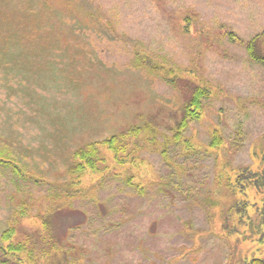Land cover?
<instances>
[{
  "label": "rangeland",
  "instance_id": "obj_1",
  "mask_svg": "<svg viewBox=\"0 0 264 264\" xmlns=\"http://www.w3.org/2000/svg\"><path fill=\"white\" fill-rule=\"evenodd\" d=\"M45 18L50 30L44 39L24 43L18 55L0 57V153L19 168L15 174L0 164V237L13 226V244L49 250L56 242L65 260H56L60 264L264 259V227L258 232L264 185H234L238 174L264 170V66L246 51L258 35L264 48V0H52ZM29 24L46 28L38 21ZM80 27L77 38L73 32ZM196 86H206L209 98L202 102L200 119L183 134L191 155L170 144L166 163L158 144L150 145L146 136L139 142L137 173L176 185L166 187L174 200L155 191L158 183L143 203L130 198L133 191L122 188L127 185L122 179L109 176L96 198L123 212L111 210L102 222L124 224L95 238L86 225L82 231V210L93 214V230L101 225L96 208L88 199L84 205L82 199H57L67 185L84 187L96 180L95 174H68L74 152L147 124L163 143ZM215 131L221 137L216 150L208 148ZM51 208L60 212L48 242L41 216ZM142 209L144 214L127 220L125 215ZM108 240L117 243L111 254ZM26 256L0 258L19 264L17 257Z\"/></svg>",
  "mask_w": 264,
  "mask_h": 264
},
{
  "label": "trees",
  "instance_id": "obj_2",
  "mask_svg": "<svg viewBox=\"0 0 264 264\" xmlns=\"http://www.w3.org/2000/svg\"><path fill=\"white\" fill-rule=\"evenodd\" d=\"M34 5L41 6L40 10L34 8ZM48 5L52 6V0H26V3H24L23 0H0V57L4 55H7L9 57L18 55L20 52H23V47L25 46L24 43L33 41L37 38H45L43 34L50 30L49 26L45 24V12ZM36 21L42 23V27L46 28H34L31 24H29ZM75 31L76 32H73V35L78 38L80 31H82V27L77 28ZM68 33L69 32L66 30V34ZM62 36L65 35H63L62 33L59 34V37ZM260 41L261 35L252 38L246 43V51L251 61L264 66V48L260 49V47H262L260 46ZM259 50H261L262 52H260ZM2 67L3 63L0 64L1 72L4 69H2ZM171 83L174 82L171 81ZM207 98H209V91L206 86H196L193 89H190L189 97H187L181 109V119L174 123V126L171 128L170 137H162L164 139L163 143L156 142V139L158 138L160 133L151 124H147L143 127L132 126L124 132L112 135L102 141H93L87 143L81 149L74 152L75 164H73V166L68 169V174H76L82 178L95 174L97 175L96 180L93 181L91 185H82L84 187H81V185H67L66 187L61 189L63 197L61 195H58L57 199H82V205H84V201L88 199V201L91 203V206L96 208V214H98L99 219H101V225L97 227V229L93 230V214L86 210H82V231H84L83 229L86 225L88 229L90 228L89 230H91V232L93 231L91 235L93 238H95L99 236L97 234L98 232L107 233V227L113 226L114 228H116L119 224H124V220L122 219H119L117 224H113L110 226L107 223L102 222L104 221V218L101 216L112 213L111 210H118L119 208V210L121 209V211H117V213L123 212V209L119 206L109 208L107 206V204L110 203L109 200L105 201V205L103 201H100L96 198V194L98 195V192L105 187V185L101 184L107 178H109V176H113L117 180L122 179L123 182L127 184L121 185L122 188H128L133 191L132 194L129 193V195H131L130 198L137 196L143 203H149V195L151 196L153 194V192L150 193V191L153 190L154 185L158 183L161 185H159V188L155 186V191H157L158 193H162L163 196H165L166 194L170 198V200H174V194L168 192L166 187L175 188L176 185H168L169 181H167L168 183L162 180L155 181L151 177L148 178L147 175L143 176L137 173L138 170L136 169H142V162L139 161L141 160V158L138 157L142 149H140L139 147V142L141 137L146 136V138H148L147 140L150 142V145L158 144V149L157 147L154 149L158 150V154L166 163L169 162L168 146L170 144L180 146L181 152L183 154L191 155L193 150H191L192 148L189 142L184 140L183 134L185 130L190 127L192 122L200 119L203 105L202 102ZM220 145L221 137L219 133L215 131L214 133H212L211 142L208 148L216 150L220 147ZM183 146L186 147L185 151H183ZM102 151H105L107 153L106 156L104 155V153H102ZM0 157H2V153H0ZM2 158L3 159H0V164L4 165L5 167H12L13 173L15 174L19 172V168L15 166L12 161H7L9 160V157ZM126 171H128L129 173H127ZM118 172H122V174H118ZM138 178L142 179L141 185H136L133 183V181H135L136 179L138 180ZM145 181L147 185H144ZM93 183H97V185H93ZM234 185H264V170L263 172L257 173L250 171L245 175L240 173L236 176ZM193 203L195 202L193 201ZM169 204L172 203L170 202ZM211 205L213 206V203ZM211 205H209L208 207H211ZM166 207H168V205H166ZM203 207L206 209L207 204L203 205ZM144 211L145 210L143 209L138 210L136 213L131 212L129 213V215L125 216L128 220V218H131L133 216L144 214ZM56 212L60 211L51 208L46 215L41 216L42 227L45 231L44 235L48 239V242H53V238L51 237V235H53V230L51 227L53 225L54 214ZM100 212H102V214H100ZM167 212L169 213L171 212V210H168ZM89 223L90 227L88 226ZM258 227V232H261V228L264 227V207L262 208ZM74 228L75 227H70L68 231L73 232ZM14 234L15 231L13 226H10L1 234L0 255L2 254L3 256H17L19 254L26 253L27 256L25 257V259L17 257V261H19V264H38L40 260L45 259H48V264H60L59 262L64 260V258L62 257V252H60L58 249H55V247H58L56 242L52 243L53 246L49 250H39L37 249V247H34L36 244L30 243V246V244L26 242H19L17 244L11 243ZM143 242V238L139 239L137 247L143 248ZM254 242L259 244L262 242V239H257ZM37 243H39V241ZM116 244V241H112L110 243V240H108L106 242L105 246L109 254L113 252V246H116ZM105 256L107 257L108 255ZM56 260H58L59 262H56ZM82 260H84L83 256ZM0 264L13 263L8 260L1 261L0 258ZM105 264L111 263L106 261ZM242 264H264V259L261 257L257 258V256H252L245 259Z\"/></svg>",
  "mask_w": 264,
  "mask_h": 264
}]
</instances>
